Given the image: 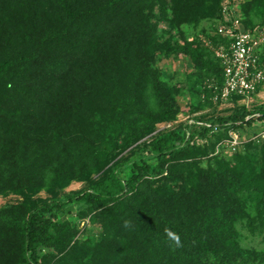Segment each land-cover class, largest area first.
Wrapping results in <instances>:
<instances>
[{"label":"trees","instance_id":"16d2710c","mask_svg":"<svg viewBox=\"0 0 264 264\" xmlns=\"http://www.w3.org/2000/svg\"><path fill=\"white\" fill-rule=\"evenodd\" d=\"M223 2L0 0V196L23 197L0 208V264H264V141L220 144L264 105L206 88ZM234 7L264 33V0ZM181 58L189 88L159 68Z\"/></svg>","mask_w":264,"mask_h":264},{"label":"built area","instance_id":"2783aa9c","mask_svg":"<svg viewBox=\"0 0 264 264\" xmlns=\"http://www.w3.org/2000/svg\"><path fill=\"white\" fill-rule=\"evenodd\" d=\"M233 9L228 0L223 2L224 23L217 27L218 34L228 40L227 45L214 49V54L223 68L222 86L217 87L213 81L206 83V88L212 91V103L219 107L229 103L233 106L230 101L233 96L241 98L240 104L252 100L264 90V33L242 30L241 20ZM261 129V138L264 139V125ZM229 137L227 145L236 151L240 146L239 134L230 132Z\"/></svg>","mask_w":264,"mask_h":264},{"label":"rangeland","instance_id":"374dc122","mask_svg":"<svg viewBox=\"0 0 264 264\" xmlns=\"http://www.w3.org/2000/svg\"><path fill=\"white\" fill-rule=\"evenodd\" d=\"M225 1V0H224ZM242 0H228V2H230V5H233V7L235 5H237L238 2H241ZM234 13L240 15L239 11L237 10V8L234 7ZM259 25V24H258ZM257 25V26H258ZM164 26V25H163ZM264 28V26H263ZM185 60L184 58L178 59L176 61H172V59H170L169 61H163L162 63L159 64V68L169 74H172L174 76L173 78V83L179 82L180 84L182 83V85L187 88H189V84H185L186 83V75L189 74L190 72H192L191 70H186L187 66L184 65ZM185 94L182 95L181 97V115L180 118L181 119H187L188 114V110L190 107V103L192 101L191 97L189 96L187 90L185 89ZM240 104H245L248 107H252V106H256V105H264V90L260 91L257 95H255L252 100H248L245 102H241ZM229 107H232V104H225L223 106L220 107V109H228ZM209 109H206V111H208ZM221 110V111H223ZM158 129H164V127H166L165 124L161 123L157 125ZM261 133H262V129H257V131H255V133L253 132L252 134H248V132L246 133H242L239 132V139H240V146L237 148V150H233L231 148L228 147L227 145V141L229 140H224L222 141L221 144V149H223L225 151V154L227 155H232L235 154L236 152L240 151L242 149V147L250 141H253L255 143L264 141V139L261 138ZM86 184L84 182H79V181H73L71 182L67 187H65L62 191H61V197H64L65 195H72L74 193H78L81 192L83 189H85ZM48 197L47 193L45 191H41L37 196H35V198H42V199H46ZM23 200V197L19 196V195H15V194H9L7 196H0V208L8 205V204H18ZM80 228H85L88 226V228L92 231V234H96L100 232V228L97 226L92 225L89 220H85L79 223ZM245 242L248 244H250L253 247H257V248H261L262 246H259L258 243L259 241H257L258 239H249L248 240V232L245 231ZM248 240V241H247Z\"/></svg>","mask_w":264,"mask_h":264},{"label":"clouds","instance_id":"9594fccd","mask_svg":"<svg viewBox=\"0 0 264 264\" xmlns=\"http://www.w3.org/2000/svg\"><path fill=\"white\" fill-rule=\"evenodd\" d=\"M168 236L171 237V239L174 240L177 244H179V237L177 235H174L172 232H168Z\"/></svg>","mask_w":264,"mask_h":264}]
</instances>
